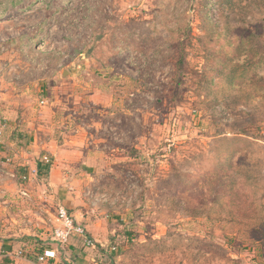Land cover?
<instances>
[{"label":"rangeland","instance_id":"rangeland-1","mask_svg":"<svg viewBox=\"0 0 264 264\" xmlns=\"http://www.w3.org/2000/svg\"><path fill=\"white\" fill-rule=\"evenodd\" d=\"M64 2L25 0L0 19V107L42 123L0 122V264L51 243L68 204L110 233L64 264L261 260L264 0Z\"/></svg>","mask_w":264,"mask_h":264},{"label":"crops","instance_id":"crops-1","mask_svg":"<svg viewBox=\"0 0 264 264\" xmlns=\"http://www.w3.org/2000/svg\"><path fill=\"white\" fill-rule=\"evenodd\" d=\"M1 19V18H0ZM235 38H233V42L230 43L231 46L236 47L237 46V42H235ZM229 67H231L233 65L234 62V57H229ZM230 71V72H229ZM228 73H230V81H231V86L233 87V90H235L236 86H235V79L236 75L234 70H228ZM68 76V78L64 77V80H70L72 79V73L68 72V71H64L62 70V77L63 76ZM60 98H58L60 101L63 98L66 99V95H64L62 97V94L58 95ZM41 105L46 106L48 104V101L46 99H41ZM18 104H14L13 107L11 106H3L0 107V122H3V125L5 126V128H10L13 131L16 130L19 131L20 129H31L33 130L34 128H38L42 123L39 120V114H37V112H35L33 109H27V110H19L18 109ZM245 111H247V109H244ZM46 111V110H45ZM50 111V112H48ZM249 112V111H247ZM47 113L49 115L51 114H56L57 118L59 116L63 115V112L61 110V108H54L52 110L48 109ZM57 123H59L57 121ZM4 126H0V141L3 144V137H4ZM243 128V127H242ZM12 133H15L13 132ZM14 134H12L13 136ZM31 137H33L34 141L36 142V135L34 134V136L32 135ZM73 143V144H72ZM76 142H73V138H69L67 139H63V144L60 145L59 147H57V149L54 150V153H51L56 160H60L61 159V154H63L64 149H66L67 147H70L71 145H75ZM44 159V158H43ZM65 162H67L66 160H63L61 162V164H59L55 169H52L50 172V178L52 179V184L53 185H57L56 181H55V175H57V173H61L63 172L65 166H62V164H64ZM57 181L59 182V178L57 179ZM77 207V206H76ZM67 213L69 214L70 218L73 219L74 224L76 226H81L82 229L84 230V236L88 237V238H92L96 243H98V240H104L105 238H107L109 236V229L107 224H105L104 221L99 220V221H95L92 222L90 220V210H86V212L84 213H88L87 216H85V214H81V211L78 210L77 208H75V206L73 204H68V206L66 207ZM70 212V213H69ZM83 224V225H81ZM57 226L56 223V216H55V225L54 227ZM99 228V229H98ZM51 243L47 244V245H43L42 250L39 253H31L28 254V256L24 255V256H18L16 253L12 252V253H8L5 252V256L8 257V259L10 260V264H39L37 262V257L39 255H41L45 250H51V251H55L56 253V257L54 260H50L48 263H44V264H64L69 263V257H70V250H68L69 248H71L72 246H75L76 242H78L80 245H83V241H84V237L79 236V235H73L70 238V242L68 244L67 247H65L64 249H59L58 245L52 240L51 238ZM71 246V247H70ZM85 247V246H84ZM86 248V247H85ZM59 251V252H58ZM20 260V262L18 261H13V260ZM251 264H264V257L261 260H252Z\"/></svg>","mask_w":264,"mask_h":264},{"label":"built area","instance_id":"built-area-1","mask_svg":"<svg viewBox=\"0 0 264 264\" xmlns=\"http://www.w3.org/2000/svg\"><path fill=\"white\" fill-rule=\"evenodd\" d=\"M262 137L264 138V132L262 133ZM2 147V143L0 141V150ZM45 166H48L50 160L47 157H44L42 160ZM56 223L57 226L54 227L52 232V240L58 245L59 249H64L68 246L70 242V238L73 235H79L84 237L83 244L86 248L94 249L95 243L91 238L84 236V230L81 226H76L74 224L73 219L70 218L64 207H59L56 212ZM59 252V251H58ZM55 251L45 250L41 255L37 257V262L39 264L48 263L50 260H54L56 257ZM22 252H18L17 255L20 256Z\"/></svg>","mask_w":264,"mask_h":264},{"label":"trees","instance_id":"trees-1","mask_svg":"<svg viewBox=\"0 0 264 264\" xmlns=\"http://www.w3.org/2000/svg\"><path fill=\"white\" fill-rule=\"evenodd\" d=\"M25 0H8L4 5L1 6L0 3V18H3L6 16L7 11L21 5ZM60 2H64V0H60Z\"/></svg>","mask_w":264,"mask_h":264}]
</instances>
